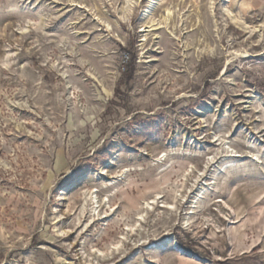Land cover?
I'll return each instance as SVG.
<instances>
[{
  "label": "rangeland",
  "instance_id": "374dc122",
  "mask_svg": "<svg viewBox=\"0 0 264 264\" xmlns=\"http://www.w3.org/2000/svg\"><path fill=\"white\" fill-rule=\"evenodd\" d=\"M263 238L264 0H0V264H250Z\"/></svg>",
  "mask_w": 264,
  "mask_h": 264
},
{
  "label": "bare ground",
  "instance_id": "6f19581e",
  "mask_svg": "<svg viewBox=\"0 0 264 264\" xmlns=\"http://www.w3.org/2000/svg\"><path fill=\"white\" fill-rule=\"evenodd\" d=\"M154 1H156V0H152V2H154ZM154 4V3H153ZM167 12H168V14H167V18L166 19H170L171 18V16H172V12L170 11V10H167ZM147 17H149V16H147ZM163 18V17H162ZM220 141H222V140H220ZM229 144H230V142L228 141V140H223L222 142H221V145L223 146V147H226L228 150H227V152H226V155H224L225 156V159L227 158H229L230 159V161H228L227 163H228V165H226V168L222 171V173H225V172H227L228 171V169L230 168V167H233V166H235L236 165V163H235V158H242V156L241 155H239V154H236L237 152H234V151H231L230 150V146H229ZM251 147V146H250ZM165 154V153H164ZM163 154V155H164ZM191 154V153H190ZM192 156H194V157H200V155H192ZM163 157H165V158H167L168 157V154H165ZM251 162H253V163H260V154L258 153V152H256V153H251ZM170 166V165H169ZM169 166H167V167H169ZM170 168H172L171 166L169 167V168H165V169H163L162 170V172L163 173H170L171 171H173V170H169ZM193 170V169H192ZM126 171L127 172H129L130 170H128V169H126ZM193 172V171H192ZM189 175H185L184 176V178H185V183H187L188 182V180H189V177H188ZM218 177H219V173H214L213 174V176H212V178H211V180H213V182H211V183H209V184H207L206 185V187H204V188H202L201 189V191H200V193H199V195H197V198H196V201H194V206L192 207V209H193V212H192V214H193V216L194 215H196V211L199 209V207H200V204L204 201V199L212 192V191H214L215 189H216V187H217V183H218ZM163 184V183H162ZM96 193H97V190L96 191H91L90 192V196H91V198L93 199V200H98L97 199V196L98 195H96ZM87 194H89V193H87ZM158 195V194H157ZM111 196V195H110ZM112 197V196H111ZM157 197H159V196H157ZM160 199V198H159ZM158 200V199H157ZM98 202L99 201H97V202H95V203H97L98 204ZM105 202V201H104ZM179 203H180V200L177 198V196L174 198V203H172V204H170L169 205V208L170 209H177L178 208V205H179ZM103 204V203H102ZM101 204V205H102ZM154 202L153 203H147V209L149 210V209H153L154 210ZM105 205H107V206H110V198L109 197H107V199H106V204ZM98 208V207H97ZM110 208H111V206H110ZM202 208V207H201ZM97 211V209H94L93 208V211L92 212H96ZM151 211V210H150ZM150 211H147V215H146V217L144 216V215H140L139 216V220H138V223H139V227H143V223L144 222H146V219H147V217L150 215ZM92 212H90V214H92ZM114 212V211H113ZM100 216V215H99ZM192 216V215H191ZM91 221H90V226L92 225V224H94L95 222H96V218H95V216H93V215H91ZM108 218V217H107ZM98 220V219H97ZM186 221V220H185ZM190 222H191V218H189V219H187V221H186V225H190ZM134 231H135V228H131L130 229V232L131 233H134ZM230 232V231H229ZM127 238V237H126ZM126 245V239L125 238H123L122 239V241H120L118 244H116L115 246H114V248L112 249V252L114 253L115 251H118V250H121L124 246ZM166 244H164L163 246H162V248L164 249V248H166ZM91 251H94V250H92L91 249ZM95 253H97L98 254V256L99 257H105L106 255H105V252L104 251H102V250H99V249H96L95 251H94ZM94 253V254H95Z\"/></svg>",
  "mask_w": 264,
  "mask_h": 264
},
{
  "label": "crops",
  "instance_id": "0c3cea01",
  "mask_svg": "<svg viewBox=\"0 0 264 264\" xmlns=\"http://www.w3.org/2000/svg\"><path fill=\"white\" fill-rule=\"evenodd\" d=\"M240 257L245 262L249 261L250 264H264V238L250 250L245 251Z\"/></svg>",
  "mask_w": 264,
  "mask_h": 264
},
{
  "label": "trees",
  "instance_id": "16d2710c",
  "mask_svg": "<svg viewBox=\"0 0 264 264\" xmlns=\"http://www.w3.org/2000/svg\"><path fill=\"white\" fill-rule=\"evenodd\" d=\"M123 70L127 71V73L131 75L133 72V59L129 57L128 61L123 66Z\"/></svg>",
  "mask_w": 264,
  "mask_h": 264
}]
</instances>
